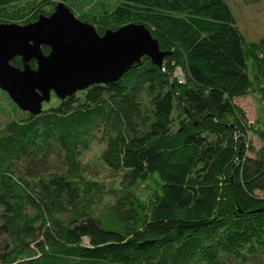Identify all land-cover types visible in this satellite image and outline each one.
Wrapping results in <instances>:
<instances>
[{"label": "trees", "instance_id": "16d2710c", "mask_svg": "<svg viewBox=\"0 0 264 264\" xmlns=\"http://www.w3.org/2000/svg\"><path fill=\"white\" fill-rule=\"evenodd\" d=\"M18 1L0 0V23L47 14L45 2L3 13ZM101 3L73 13L99 34L145 25L162 64L145 54L115 82L52 94L0 124V264H189L208 253L217 264L253 251L264 242V126L235 99L257 90L264 107V39H246L227 0ZM85 119L92 134L106 128L105 202L79 158Z\"/></svg>", "mask_w": 264, "mask_h": 264}, {"label": "water", "instance_id": "95a60500", "mask_svg": "<svg viewBox=\"0 0 264 264\" xmlns=\"http://www.w3.org/2000/svg\"><path fill=\"white\" fill-rule=\"evenodd\" d=\"M41 44L49 46L48 54ZM145 54L157 64L164 54L145 25H123L99 34L60 2L51 15L30 24L0 23V89L22 110L38 113L51 91L63 98L118 78ZM17 56L23 57L22 68L11 63ZM31 59L37 61L36 68L28 64Z\"/></svg>", "mask_w": 264, "mask_h": 264}, {"label": "rangeland", "instance_id": "374dc122", "mask_svg": "<svg viewBox=\"0 0 264 264\" xmlns=\"http://www.w3.org/2000/svg\"><path fill=\"white\" fill-rule=\"evenodd\" d=\"M101 1L102 0H20L18 2H15L14 4H11L10 6H7L6 12H3V13L6 14L8 13V11H11V9H13L11 11L12 13H14V11L18 9L28 11L29 9L32 8L33 5L45 2L41 10L47 13L45 15L49 16L54 11H56L57 4L62 2L72 12H76L79 14L82 11H89V12L93 11L92 14H94V11L95 12L100 11V8L101 7L103 8V6H105L103 3H101ZM106 1H107V4L109 5L108 7L109 10H112L114 6L121 0H106ZM227 2L232 7L233 13L236 17L237 26L243 32L246 39L252 43H258L261 39H264V0H227ZM97 6H99V8H97ZM105 11L108 12V10H105ZM105 15L106 13H104V16ZM39 16H41V14H37L35 16L29 15L27 18L32 19L30 22H33L37 20ZM27 18L24 21H27L28 20ZM30 22L26 24H30ZM92 26L95 27L94 25ZM41 49L47 54L50 50L49 46L46 44H41ZM143 56L144 55H142V57ZM22 58L23 57L21 56H17L14 58L16 59V62H18V64L20 65V66L17 65L20 68H22L23 66ZM163 58H164V54L162 55V60ZM162 60H161V63L158 65L162 64ZM28 64L32 66V68L37 67V61L35 59L29 60ZM133 66H129L128 68L133 69ZM179 74H180V71L176 70V75L179 76ZM135 78L136 76L132 75V81ZM116 79L117 78L109 79L108 81H104L103 83L107 84V83L115 82ZM99 82L101 83V81H98L95 83H99ZM254 83H259V82H257V80L255 79ZM1 91L2 93L0 92V124H2L6 120L5 119L6 117L8 118L14 117L15 116L14 112L16 110H22L21 108L18 107L16 103H14L11 100L10 96L8 95L6 91H3V90ZM256 91L257 90H252L251 92L244 95L241 99L240 98L235 99V102L241 106V108L245 112L246 117L251 122L255 121L256 114L258 115V118L260 119V116H259V112H260L262 119L259 122L260 124L259 128H262L264 126V119H263L264 107H263V101L262 99H260V96L258 95L260 93L257 94ZM73 93L69 95H72ZM52 94L55 95V93L51 91L50 98L48 101H52L54 99V97H51ZM23 111L27 112V110H23ZM84 123H86L88 126L85 129L83 128L81 132V136H82V143H84V138H85L87 145L82 146V149L80 150V153H79V158L86 165L84 166L86 174L89 176H92L93 179L100 181L102 187L104 188L103 200L105 202L106 200L110 199V193L108 190L110 188V182L113 180L110 177L114 176L111 174L110 172L111 170L108 169L109 167L104 163V160L102 157L105 151L107 150L106 145H105V140H107V135H106V138L104 137L103 139V135H104L103 132L106 131V128H101V130L95 131V133L92 134L94 132V129H92V126L89 124V121L85 119ZM247 142H249V145L251 148V149H248L247 151L248 156L250 157L255 156L257 150H259L260 147H262V143L259 138L258 128H256V130H252V129L250 130ZM214 234L216 236L215 238H218V241H220L221 238H225L227 235H229V233L226 234L225 229L217 230L216 232H214ZM256 241H260V242L257 243L258 244L257 247L256 246L251 247V248H254L253 251L250 252L249 251L250 247H248L247 245L244 248L239 246L240 247L239 259L237 256H234V255L233 256L224 255L223 257L221 255L222 262L221 263L219 262L217 264H264V245H263L264 242L263 240H260V239ZM217 244L215 245V247H217L218 250L226 248L225 242L220 243L219 245ZM241 253L242 254L244 253L247 256L245 255L241 256ZM200 255L202 257L198 256V258L193 259L192 262L189 264H210V263L216 264L212 260V259H216L213 255H210L209 253L200 254Z\"/></svg>", "mask_w": 264, "mask_h": 264}, {"label": "bare ground", "instance_id": "6f19581e", "mask_svg": "<svg viewBox=\"0 0 264 264\" xmlns=\"http://www.w3.org/2000/svg\"><path fill=\"white\" fill-rule=\"evenodd\" d=\"M23 67V66H22Z\"/></svg>", "mask_w": 264, "mask_h": 264}]
</instances>
